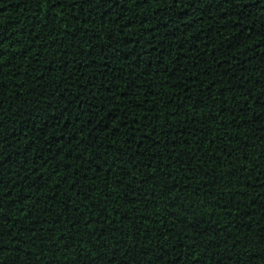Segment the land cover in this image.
Wrapping results in <instances>:
<instances>
[{
  "label": "trees",
  "instance_id": "1",
  "mask_svg": "<svg viewBox=\"0 0 264 264\" xmlns=\"http://www.w3.org/2000/svg\"><path fill=\"white\" fill-rule=\"evenodd\" d=\"M0 264H264V0H0Z\"/></svg>",
  "mask_w": 264,
  "mask_h": 264
},
{
  "label": "snow or ice",
  "instance_id": "2",
  "mask_svg": "<svg viewBox=\"0 0 264 264\" xmlns=\"http://www.w3.org/2000/svg\"><path fill=\"white\" fill-rule=\"evenodd\" d=\"M56 6V0H53V7Z\"/></svg>",
  "mask_w": 264,
  "mask_h": 264
}]
</instances>
